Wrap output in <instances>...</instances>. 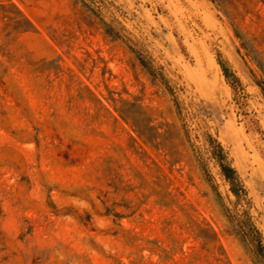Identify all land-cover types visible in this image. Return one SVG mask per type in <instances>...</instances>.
Listing matches in <instances>:
<instances>
[{"label":"rangeland","instance_id":"rangeland-1","mask_svg":"<svg viewBox=\"0 0 264 264\" xmlns=\"http://www.w3.org/2000/svg\"><path fill=\"white\" fill-rule=\"evenodd\" d=\"M261 63L264 0H0V264H263Z\"/></svg>","mask_w":264,"mask_h":264},{"label":"trees","instance_id":"trees-1","mask_svg":"<svg viewBox=\"0 0 264 264\" xmlns=\"http://www.w3.org/2000/svg\"><path fill=\"white\" fill-rule=\"evenodd\" d=\"M217 63L219 64L224 77L231 84H239L238 77L231 71V69L226 65L225 61L220 58V54L217 57ZM261 69L264 72L263 64L261 63ZM257 86L260 88L261 94L264 98V74L261 80L255 81ZM214 147L212 149L213 158H215L222 176L225 181L229 184V189L231 193L236 198V203L241 202L247 195V192L244 188V185L236 171V169L231 165L229 160L227 159V154L224 151L223 146L213 139ZM237 227L240 230V236L244 239L250 240L254 246L256 254L261 257V261L264 264V243L261 239L260 231L255 227L253 222L251 221L250 215L246 214L245 218L238 220Z\"/></svg>","mask_w":264,"mask_h":264}]
</instances>
